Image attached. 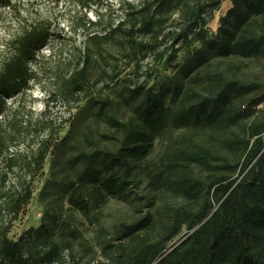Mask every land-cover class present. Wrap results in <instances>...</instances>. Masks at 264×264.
<instances>
[{
	"label": "trees",
	"instance_id": "trees-1",
	"mask_svg": "<svg viewBox=\"0 0 264 264\" xmlns=\"http://www.w3.org/2000/svg\"><path fill=\"white\" fill-rule=\"evenodd\" d=\"M166 1L183 18L179 31L173 34V49L176 45L189 46L195 34L205 32L222 6V0H143L140 9L127 3L123 19L115 27L110 19L99 17L88 22V30L92 25L103 26L102 38L118 34L139 53L147 52L153 45L138 39L148 36L154 24L140 15ZM231 2L232 7L221 18V26L209 46L216 56L250 59L264 49V0ZM11 7L12 0H0V9ZM50 30L45 20H25L15 37L6 42L7 56L0 66V116L6 111V100L28 89L34 80L31 63L49 41ZM163 56L164 51L156 54V60L161 61ZM82 58L78 72L81 74L88 60L86 52ZM241 68L237 64L229 66L236 73ZM78 73L64 80L60 92L69 104L82 90L83 80ZM212 82L225 84L222 78ZM233 90L241 93L242 87L234 86ZM130 94L141 97L134 108L139 122L124 127L123 146L116 154L99 168L87 167L70 193V210L89 218L108 198L127 199L137 184L133 162L150 153L151 135L162 132L169 117L178 123L190 115H202L203 127L219 135L217 144L236 162L213 163V150L205 145L179 150L164 179L173 203L137 217L129 232L121 235L129 242L127 246L122 244L125 249L120 255L121 264H264V108L258 109L264 98H253L247 107L230 108L228 95L207 97L194 89L184 92L167 88L154 93L143 85H135ZM168 95L181 97L174 112L165 104ZM25 130L27 136L30 129ZM46 130L49 133L41 139ZM34 131L28 152L15 146L12 135L0 133V167L5 170L0 173V264H68L63 253L71 254L70 238L76 230L74 215L70 216L71 222L63 225L60 242L52 239L51 232L43 226L30 228L17 240L10 237L13 223L33 198L34 181L44 169L48 154L57 148L53 139L55 127L43 124ZM197 169L202 176L197 175ZM131 204L138 213L135 201ZM183 223L185 238L170 246Z\"/></svg>",
	"mask_w": 264,
	"mask_h": 264
},
{
	"label": "rangeland",
	"instance_id": "rangeland-1",
	"mask_svg": "<svg viewBox=\"0 0 264 264\" xmlns=\"http://www.w3.org/2000/svg\"><path fill=\"white\" fill-rule=\"evenodd\" d=\"M142 1L12 0L11 8L0 9V66L7 56L6 42L15 37L25 20H45L51 27L49 41L38 50L31 63L34 80L28 89L6 100V111L0 116V133L12 135L15 146L20 145L28 152L30 140L36 133L34 129L44 124L55 127L53 139L57 143L34 181V195L29 206L13 223L10 237L17 240L30 228L43 226L51 232L52 239L60 242L63 225L71 222L70 216L74 215L76 230L70 238L71 254L69 251L63 253L68 264H121L120 255L125 249L122 244H129L121 235L129 232L137 217H145L155 213L159 206L173 203L164 187V179L179 150L205 145L213 150V163L236 162L217 144L219 135L203 127L202 115H190L178 123L169 117L166 128L151 135L150 153L133 162L137 184L129 197L108 198L89 218L73 213L69 208V196L87 167L99 168L116 154L123 146L124 127L139 122L134 108L141 97L130 94L135 85H143L154 93L170 88L184 92L194 89L213 98L228 95L230 108L247 107L253 98H264V49L255 57L242 59L216 56L209 46L218 33L221 18L232 7L231 0H222L207 30L195 34L191 44L181 48L176 45L173 49L172 43L173 34L182 25V14L171 10L168 1L155 4L149 13L144 11L140 15L154 24L148 36L138 39L153 45L147 52L139 53L118 34L102 38L103 26L92 25L88 30V22H95L99 17L110 19L115 27L122 21L127 3L140 9ZM226 3H231V7L225 9ZM162 51L163 59L156 60V54ZM84 52L88 60L81 74L78 72ZM233 64L240 65L242 71H231L229 66ZM72 73H78L83 83L82 90L73 93L75 98L69 104L60 92L65 86L64 80ZM218 78L225 81L223 86L212 82ZM234 86L242 87V92H235ZM180 100L181 97L168 95L165 104L174 112ZM218 108L224 110L220 104ZM263 108L264 102L258 106V109ZM26 127L30 129L27 136ZM48 133V130L42 133L41 139ZM0 173H5L1 167ZM197 175L202 176L199 169ZM131 201L138 205V213ZM2 216L3 212L0 223ZM186 233L183 223L170 246L182 241Z\"/></svg>",
	"mask_w": 264,
	"mask_h": 264
},
{
	"label": "bare ground",
	"instance_id": "bare-ground-1",
	"mask_svg": "<svg viewBox=\"0 0 264 264\" xmlns=\"http://www.w3.org/2000/svg\"><path fill=\"white\" fill-rule=\"evenodd\" d=\"M231 5V3H226L225 5H224V8L226 9L227 7H229ZM216 19H218V17L216 18ZM216 23V21H214V24Z\"/></svg>",
	"mask_w": 264,
	"mask_h": 264
},
{
	"label": "crops",
	"instance_id": "crops-1",
	"mask_svg": "<svg viewBox=\"0 0 264 264\" xmlns=\"http://www.w3.org/2000/svg\"><path fill=\"white\" fill-rule=\"evenodd\" d=\"M230 7H231V5H230L229 7H227V8H230ZM227 8H226V9H227Z\"/></svg>",
	"mask_w": 264,
	"mask_h": 264
}]
</instances>
